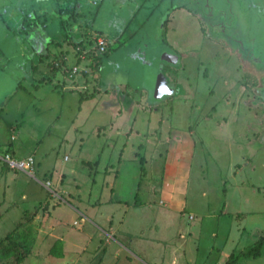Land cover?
<instances>
[{
	"label": "rangeland",
	"instance_id": "rangeland-1",
	"mask_svg": "<svg viewBox=\"0 0 264 264\" xmlns=\"http://www.w3.org/2000/svg\"><path fill=\"white\" fill-rule=\"evenodd\" d=\"M32 1V13L43 15L58 39L61 0ZM107 1L86 16L106 40L139 4ZM182 3L184 12L173 10L163 22L162 46L153 30L170 2L145 23L149 42L139 51H116L107 40L102 70L95 58L77 82L64 70L75 59H63L78 36L31 70L23 57L30 40L5 34L0 23V240L31 217L34 232L19 264H147L158 255L163 264H220L264 234V9H251L237 40ZM18 4L0 0V16L7 19ZM83 4L76 2V12ZM249 41L247 60L239 50ZM158 75L165 88L155 95ZM5 154L32 157V174L5 166ZM175 188L170 204L164 191ZM55 241L60 258L49 253ZM237 264H264V252Z\"/></svg>",
	"mask_w": 264,
	"mask_h": 264
},
{
	"label": "flooded vegetation",
	"instance_id": "flooded-vegetation-1",
	"mask_svg": "<svg viewBox=\"0 0 264 264\" xmlns=\"http://www.w3.org/2000/svg\"><path fill=\"white\" fill-rule=\"evenodd\" d=\"M63 1H64L66 11L61 10V14H58L60 17H62L59 20L62 24V29H63V32L61 31L62 34L59 39L60 43L65 44L68 40H76V36H78V38L81 39V38H89L93 34H97L96 32L92 30L91 20L86 18V16L88 15H91V14L93 15V12H91L90 9L88 8L89 6H87L89 4L87 1H83L84 2L83 6L85 8L83 11H80V12H76L77 0L76 1L70 0L69 2L68 0H63ZM236 1L238 2L240 0H236ZM188 2L195 5V7H197L198 10L202 12L204 17L207 18L209 22H211L210 23L211 27L217 26V29L220 30V27L217 25L218 23H212V21L217 20L219 22V25L223 26V29L230 30L231 34H233L234 36H235V33H234L233 28L235 27V24L233 22L234 14H233L232 7L236 6L240 12L242 10H246L247 12H249V14L251 13V9L257 12V9L254 8V4L252 0H245V2L248 3L247 7L246 6L244 7L245 9L240 8L241 5H239L238 3H233L230 0H217L219 4L217 3V5L215 6L212 3V0H188ZM240 4H242V1ZM184 5H185L184 3L182 4L172 3L169 6L170 9L168 10L166 9L167 11H165V13L167 12V15H168L169 12L176 10V9L177 11L178 10L181 11ZM237 5H239L240 7H238ZM17 15L19 17L18 19H15V18L9 19V24L7 23V25H5L4 31H5V34L6 32L11 33V35L13 36H18L19 39L26 40L27 38V40L28 39L30 40V43L28 44L29 50L23 53V57L27 58V60L31 63L30 65V69H31L32 65L35 62H39V60L46 59L48 57L47 56L48 47L53 44L52 40L48 38V34L46 31V27L49 21L45 19L43 15H40V14L36 15L30 12H27V13L23 12ZM163 15L164 13L162 14V16ZM164 21L165 19L163 20V22ZM163 22H162V26H163ZM12 24H13V27H12ZM111 24L113 23L111 22ZM162 26H161L160 34L156 40L157 44L161 46H162L161 44ZM157 32H158V27H157ZM107 40L110 43H113L114 39L112 38L109 39L108 37ZM57 44L58 42L53 45L57 46ZM249 44H250V41L249 43H246L245 45L246 47L242 46L240 48L241 50H239V51H242L244 48V53L246 54L247 60L249 59V57H251L250 54L248 55V52L250 50ZM99 56L101 55H97L95 58ZM250 62L255 64L254 59H252V61L250 59Z\"/></svg>",
	"mask_w": 264,
	"mask_h": 264
},
{
	"label": "crops",
	"instance_id": "crops-1",
	"mask_svg": "<svg viewBox=\"0 0 264 264\" xmlns=\"http://www.w3.org/2000/svg\"><path fill=\"white\" fill-rule=\"evenodd\" d=\"M33 1H37V0H33ZM32 1V2H33ZM70 1V0H69ZM68 1V2H69ZM76 1V0H75ZM78 1V0H77ZM83 1H87V0H83ZM90 1V0H89ZM88 1V3H90ZM106 2V3H108L109 1H107V0H94V5H95V9H94V11H93V14H96V13H98L99 11H100V9L102 8V4H103V2ZM151 1L152 0H139V4L138 5H135L134 6V10H133V12H132V15H131V17L130 18H128L127 19V17H126V19L124 20V23H123V25H122V27L121 28H119V29H115L114 30V33L112 34V33H109V34H107V37H109V39L110 38H112V39H114L115 40V42H114V40H113V43H111V44H116V42H117V45H116V51L117 50H122V51H124L125 53L127 52V49H131V48H133L134 47V50H140L139 49V47L138 46H140V45H142L144 42H149L148 41V36L150 35V33L149 32H147V29L145 30V29H143L144 28V25H145V23L146 22H148V21H150L151 19H152V17H153V15L155 14V11L156 10H158V8H159V6L160 5H162V4H164V3H166L165 5V10L167 9V5H168V2H170V3H173L174 4V2L171 0V1H168L167 0V2H165L164 0H154V2L153 3H151ZM183 1H185V0H182V1H180L179 3H181L182 4V2ZM253 1V4H254V8H256L257 9V12H259V10H260V12H259V14H261V10L263 11V9H264V0H256V1H254V0H252ZM261 1V2H260ZM142 2H145L144 4H142ZM30 3V4H29ZM57 3V5H58V12H56L57 14H61V10L62 11H66V8H65V5H64V1L63 0H61V3L60 2H56ZM178 3V4H179ZM212 3L214 4V6L215 5H217V3L219 4V2H217V0H212ZM146 4H148L149 5V7H145L144 5H146ZM20 5V6H19ZM261 5H262V7H261ZM233 8V14H234V19H233V22H234V24H235V27L233 28V30H234V33H235V36H236V38L239 40L240 39V37H241V35H240V33H238L236 30L238 29H243L244 27H246L248 24H249V20H250V14H249V12H247L246 10H242L241 12L237 9V7L235 6H233L232 7ZM16 9H17V12L16 13H12V14H9V16L7 17V19L6 18H4V16L3 17H1L0 16V23L1 24H3L4 26L5 25H7V23L9 24V19H12V18H15V19H18L19 17H18V15L17 14H20V13H27V12H30V13H32V10H33V8H32V4H31V0H28V1H23V3H21V0H19V4H18V6H16ZM181 12H184V11H181ZM140 13H142L141 14V18L139 19V21H138V25H137V27H136V29H134L132 32H130L128 29H129V27L131 26V24L135 21V19H136V16L138 15V14H140ZM34 14H37V13H34ZM160 15H161V13H160ZM161 18V17H160ZM6 19V20H5ZM157 19H159V17H157ZM4 21H6V22H4ZM159 21H160V19H159ZM111 24V23H110ZM158 24H159V22H158ZM158 24L156 25L155 24V27H156V30H155V27H154V34H155V36L157 37V27H158ZM112 25V24H111ZM12 27H13V24H12ZM92 27H93V24H92ZM46 29H47V27H46ZM92 30H93V28H92ZM47 31V30H46ZM94 32H96V33H98V34H101V33H99V32H97V31H95V30H93ZM47 34H48V38H50L51 40H52V42H53V44H55V43H57L58 42V44H57V46H54L53 44L52 45H50L49 47H48V51H50L51 53H55L57 50H61V48H63L64 47V44H62V43H60V37H61V34H59V37H58V39H53V35H51L49 32H47ZM145 38H144V37ZM76 40H77V38H76ZM144 40H146V41H144ZM240 41H243V40H240ZM77 42V41H76ZM150 42H153V41H150ZM74 42H72V44H73ZM55 47H58L57 49L55 48ZM161 54V56L163 55V54H165V53H160ZM160 54H158V55H160ZM69 55H71L72 56V58L74 59L75 57H74V55H73V52H72V54H68L67 56H68V58H67V61H68V59H69ZM105 56V55H104ZM104 56H99L100 57V59H99V62H94V64H93V67L96 65V64H99L100 66H101V69H100V71L102 70V68H103V65H104V63H105V60L106 59H104L103 57ZM160 56V57H161ZM98 58V57H97ZM92 61L89 63V62H87L86 63V65H87V67H86V72L84 73V74H89L88 72H90L89 71V68L90 67H92ZM107 64H105V66H106ZM0 66H3V65H0ZM33 66V65H32ZM100 71H99V75L100 76H98V79H97V81H95V85L98 87L99 85H100V78H101V74H100ZM77 80L78 79H76L75 80V82H77ZM102 93L104 92H108L107 90H101V89H99ZM116 135H122L123 133H121V132H119V131H116V133H115ZM183 143H185V145H184V147L186 148V147H190L191 149L193 148V143H192V141L189 139V140H187V139H185V140H183ZM8 147H10L9 148V150H10V154H14V151H12V149H11V146H8ZM180 148H182V149H184L183 148V146L182 147H180ZM179 148V149H180ZM178 149V150H179ZM28 157V156H27ZM179 167H177V170H176V172H177V174H178V177H179V175L183 172V169H182V167H183V164L182 163H180L179 165H178ZM182 170V171H181ZM176 182H178V181H176ZM176 190H177V188H175V191H172L171 189H166L165 191H164V196H166V198L167 199H169L170 200V204H171V199H172V195H173V192H176ZM171 208H173V209H177V208H179V207H176V206H174V207H172L171 206ZM180 209V208H179ZM79 214V213H78ZM81 215V214H80ZM85 219V220H84ZM83 221H85V223L86 222H89V218H85L84 216H83ZM260 235H258V237H259ZM257 237V238H258ZM131 243V242H130ZM137 251V250H136ZM138 253L139 254H142L141 252H139L138 251ZM231 253H229V254H226V256H224V259H222V262L220 263V264H224V262H225V260H226V258L230 255ZM232 255V254H231ZM260 256V255H259ZM258 256V257H259ZM153 258V260H151ZM152 258H150V260L148 259V261L149 262H147V264H163V262L164 261H162L161 260V256H156V257H152ZM257 258V257H256ZM164 264H170V263H164Z\"/></svg>",
	"mask_w": 264,
	"mask_h": 264
},
{
	"label": "trees",
	"instance_id": "trees-1",
	"mask_svg": "<svg viewBox=\"0 0 264 264\" xmlns=\"http://www.w3.org/2000/svg\"><path fill=\"white\" fill-rule=\"evenodd\" d=\"M31 218H29L26 223L18 226L23 228L21 232L14 229L10 234L0 240V264H19L28 256L34 244V232L30 224ZM58 242L59 241H55L49 253L52 256L60 258L61 252L58 248L60 247ZM261 252H264V234L260 235L257 240L243 252L229 255L224 264H237L239 258L254 259L258 257Z\"/></svg>",
	"mask_w": 264,
	"mask_h": 264
},
{
	"label": "built area",
	"instance_id": "built-area-1",
	"mask_svg": "<svg viewBox=\"0 0 264 264\" xmlns=\"http://www.w3.org/2000/svg\"><path fill=\"white\" fill-rule=\"evenodd\" d=\"M101 36L102 35L98 33L93 34L89 38H81L74 44L73 53L75 57V63L67 69H64L67 80L74 81L77 75H80L82 72H86V64H84L82 68L78 67L79 64L87 62L90 63L97 55L105 54L107 40ZM63 61L66 62L67 59H63ZM1 161L10 169L20 170L28 175L32 174L34 163L32 157L30 156L23 160L13 161L10 160L8 155L5 154L3 158H1ZM46 185H48V183H46Z\"/></svg>",
	"mask_w": 264,
	"mask_h": 264
},
{
	"label": "water",
	"instance_id": "water-1",
	"mask_svg": "<svg viewBox=\"0 0 264 264\" xmlns=\"http://www.w3.org/2000/svg\"><path fill=\"white\" fill-rule=\"evenodd\" d=\"M167 15V12L166 13H164V15L161 17V20H160V23H159V26H158V32H157V37L159 36V34H160V30H161V26H162V22H163V20L165 19V16ZM164 55L165 54H163L162 56L164 57ZM166 56V55H165ZM163 57H161V58H163ZM163 87L165 88V86H164V82H163V79H162V77L161 76H157V79H156V82H155V87H154V93L153 94H155L156 95V93H160V92H162V90H163Z\"/></svg>",
	"mask_w": 264,
	"mask_h": 264
},
{
	"label": "snow or ice",
	"instance_id": "snow-or-ice-1",
	"mask_svg": "<svg viewBox=\"0 0 264 264\" xmlns=\"http://www.w3.org/2000/svg\"><path fill=\"white\" fill-rule=\"evenodd\" d=\"M166 91V90H165Z\"/></svg>",
	"mask_w": 264,
	"mask_h": 264
}]
</instances>
